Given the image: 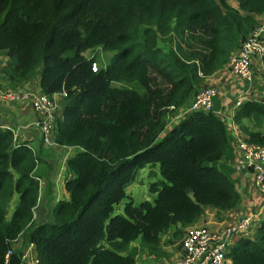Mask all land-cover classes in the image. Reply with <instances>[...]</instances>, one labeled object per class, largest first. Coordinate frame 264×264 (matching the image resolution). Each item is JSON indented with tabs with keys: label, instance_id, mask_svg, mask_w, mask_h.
<instances>
[{
	"label": "trees",
	"instance_id": "16d2710c",
	"mask_svg": "<svg viewBox=\"0 0 264 264\" xmlns=\"http://www.w3.org/2000/svg\"><path fill=\"white\" fill-rule=\"evenodd\" d=\"M260 16L264 0H0V82L16 90L36 80L42 94L64 93L51 140L75 149L64 162L68 198L54 204L51 222L34 224L39 158L0 128V264L7 251L9 264H21L18 238L33 246L35 264H138L139 253L160 255L169 228L179 239L202 220L205 207L235 209L232 181L210 165L228 149L224 121L196 110L167 125ZM92 49L110 52L95 71ZM232 121L264 149V98L244 99ZM154 163L155 198L134 205L126 188ZM251 230L229 244V264H264V217Z\"/></svg>",
	"mask_w": 264,
	"mask_h": 264
},
{
	"label": "crops",
	"instance_id": "0c3cea01",
	"mask_svg": "<svg viewBox=\"0 0 264 264\" xmlns=\"http://www.w3.org/2000/svg\"><path fill=\"white\" fill-rule=\"evenodd\" d=\"M215 89L212 98L211 111L217 114L225 123L228 149L221 159L215 162V167L221 170L233 183L238 195L239 202L235 209L221 215H217L212 209L209 217H203L201 223L210 225L211 228L219 229L222 226L237 220L240 216L251 215L252 223L243 235H250L251 229L264 217V191L254 183L256 171L253 167L237 168L240 152L237 150V141L242 134L232 121L234 102L240 98H264V71L254 68L251 83L239 79L232 73L227 72L223 66L221 70L211 76L208 81ZM3 92H12L14 98L2 97ZM39 93L36 80H31L21 89H10L0 82V126L7 127L15 134L18 142H27L29 147L39 158V162L33 170L38 182V197L32 209V222L40 224L49 222L54 204L59 200L68 198L64 189V180L69 176L64 166L65 159L75 153L73 147H62L54 144L43 143L40 131L30 127V123L37 118L33 101ZM57 97L56 99H58ZM181 115L175 113L176 121ZM197 224V223H196ZM235 239L232 238L231 242ZM161 247L165 253L173 254L171 262L163 258L161 252L157 256H149L155 259L156 264H171L177 259L179 252ZM13 248H21V264H35V252L31 244H26L21 238L13 244Z\"/></svg>",
	"mask_w": 264,
	"mask_h": 264
},
{
	"label": "built area",
	"instance_id": "2783aa9c",
	"mask_svg": "<svg viewBox=\"0 0 264 264\" xmlns=\"http://www.w3.org/2000/svg\"><path fill=\"white\" fill-rule=\"evenodd\" d=\"M224 67L229 73L234 74L239 79L248 83H251L254 68L262 69V71H264V20L257 24L248 36L240 43L237 49L231 53ZM90 69L92 71L97 69L95 62L90 64ZM214 95L215 89L212 86H203L197 89L189 105L186 108L179 110L181 115L196 110L210 111ZM62 96H64V93L45 95L39 92L33 101L37 118L30 123V127L40 131L42 141L47 145L53 144L51 134L53 131L55 113L59 106L55 103V99L57 97L60 99ZM2 97L14 98L15 95L12 92H3ZM241 102V99L238 98L234 102V108H236ZM174 119L175 118H171L169 124ZM0 128L4 127L0 126ZM5 129H7V127H5ZM13 136L15 139L14 133ZM236 147L240 152V159L237 161V168L242 169L244 167H253L256 171L254 183L260 189H263V147L256 143L247 142L243 139L237 141ZM251 223L252 216L245 215L240 216L237 220L228 223L219 229L201 224H193L192 226L184 228L182 230V235L178 240L179 255L171 264H229V259L227 258L226 253L232 238L237 234L244 233ZM9 253L10 251L6 252L2 264H9Z\"/></svg>",
	"mask_w": 264,
	"mask_h": 264
},
{
	"label": "rangeland",
	"instance_id": "374dc122",
	"mask_svg": "<svg viewBox=\"0 0 264 264\" xmlns=\"http://www.w3.org/2000/svg\"><path fill=\"white\" fill-rule=\"evenodd\" d=\"M233 3V2H232ZM264 20V16L257 17L256 21L257 24L261 23ZM256 24V25H257ZM87 57L89 58H94V62L96 63V67L98 69L99 66H104L107 59L110 56V52L106 51H101L100 49H92L86 53ZM96 69V70H97ZM228 72V71H227ZM113 85L116 86H121V87H130L134 88L136 91L141 92L142 90L135 84V83H124V82H113ZM205 86H211L208 85V83L205 84ZM56 104H60V99H55ZM172 121L168 127L173 123ZM73 155V154H70ZM69 155V156H70ZM221 159V158H220ZM210 165L215 166V162L211 163ZM162 181V178L158 172V167L157 164H150L147 166H144L143 168L139 169L134 177V180L132 183H130L127 188H126V195H128L133 202L134 205L138 204L140 201L146 200L149 202H152L153 199L155 198V193L149 191L148 185L150 183H156ZM127 198L121 199L116 205L113 206V214H119L122 213V206L125 202H127ZM16 203V195H13L11 197V200L8 205V213H7V218L10 215V212L13 208V206ZM208 207L204 208L203 211V217L208 218L209 216L206 214L211 213V209H206ZM51 212V218L50 221H52V211ZM202 217V218H203ZM200 220V221H199ZM198 220L196 225H206L207 227H210L208 224H203L201 223V218ZM48 222V221H47ZM174 231V228H169L168 231L163 233L161 235V240H160V250L164 254L163 258H166L169 262H171L173 258V254L170 252H166L161 249V247L166 248L165 245H167L168 249H171V251H178V240L177 238H174L172 236V233ZM182 235V233H181ZM138 241V239H137ZM135 245V244H133ZM179 252V251H178ZM140 255L137 256V263L138 264H156L155 259L153 257H149L150 255H147L145 253H139Z\"/></svg>",
	"mask_w": 264,
	"mask_h": 264
}]
</instances>
